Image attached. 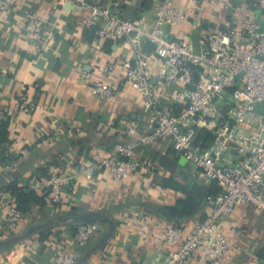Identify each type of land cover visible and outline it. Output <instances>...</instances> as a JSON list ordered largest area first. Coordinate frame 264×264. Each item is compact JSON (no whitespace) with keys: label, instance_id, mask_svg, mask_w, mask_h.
<instances>
[{"label":"crops","instance_id":"crops-1","mask_svg":"<svg viewBox=\"0 0 264 264\" xmlns=\"http://www.w3.org/2000/svg\"><path fill=\"white\" fill-rule=\"evenodd\" d=\"M164 1L86 0L110 6L123 17L146 15L151 22ZM168 1L184 11L186 19L175 27L164 24L166 34L186 37L193 44L201 35L243 21H257L264 27L260 0ZM32 15L49 21L40 35L21 29L22 19ZM102 26L74 0L64 4L21 0L16 9H0V187L17 181L28 192L30 184L41 181L52 165L59 172L77 173L84 162L109 156L115 142H132L123 133L128 122H134L139 132L151 129L143 101L129 82H120L110 99L92 92L98 80H120L119 70L105 71L110 60L133 56L127 41L100 37ZM144 52L152 68L158 69L153 46L146 41ZM181 90L172 86L158 95L166 103L183 107L176 97ZM20 91L40 107L30 113L18 110L13 98ZM215 139V133L206 130L196 137L203 149ZM237 157L233 149L224 160ZM131 159L136 168L125 180H116L105 169L95 171L90 179L78 177L60 205L35 190L40 197L25 204L29 212L12 232L6 231L0 206V264H53L56 252L74 248L76 264H160L167 254L163 228L191 229L203 220L209 210L206 194L213 183L204 184L198 168L168 138L138 144ZM83 222H95L99 228L85 247L77 248L76 227ZM217 228L231 242L223 264H264V221L252 206H239ZM187 264L211 263L199 250Z\"/></svg>","mask_w":264,"mask_h":264},{"label":"built area","instance_id":"built-area-1","mask_svg":"<svg viewBox=\"0 0 264 264\" xmlns=\"http://www.w3.org/2000/svg\"><path fill=\"white\" fill-rule=\"evenodd\" d=\"M59 1L64 4L65 0ZM74 1L87 7L94 18L104 23L98 31L100 37L127 41L133 53L129 59L110 60L105 71L119 70L120 80L109 83L98 80L92 92L110 99L117 93L120 82H129L143 101L151 129L139 132L134 122H128L123 133L131 136L132 142H115L109 156L84 162L75 174L59 172L52 165L41 181L30 184V189L42 191L49 202L60 205L78 177L90 179L95 171L105 169L116 180L123 181L136 168L131 154L138 144L168 138L175 150L198 168L202 182L207 185L216 181L221 191L207 192L209 210L191 229L177 225L163 228L167 254L160 264H187L199 250L211 264H223L231 242L217 228L220 220L247 204L264 221V27L257 21H243L238 26L201 35L193 44L186 37L166 34L164 24L175 27L186 19V13L168 0L157 6L152 22L146 15L123 17L110 6ZM20 2L0 0V9H16ZM259 5L264 9V0ZM48 25L47 18L32 15L22 19L21 29L29 35H40ZM144 41L153 46L158 69L152 68L144 52ZM172 86L182 87L176 92L177 100L185 106L181 112L159 98V93H165ZM2 97L0 91V102ZM13 103L25 113L40 107L25 91L18 92ZM6 109L10 111L11 107ZM200 130L215 133L214 144L208 149L197 144ZM233 149L238 157L225 161L224 156L228 158ZM0 206L5 211L6 231L12 232L26 213L18 207L15 195L4 187H0ZM98 228L95 222L78 224L77 248L85 247ZM77 261L75 248L56 252L53 257V264H76Z\"/></svg>","mask_w":264,"mask_h":264},{"label":"trees","instance_id":"trees-1","mask_svg":"<svg viewBox=\"0 0 264 264\" xmlns=\"http://www.w3.org/2000/svg\"><path fill=\"white\" fill-rule=\"evenodd\" d=\"M230 90L232 91V89H230ZM184 107L185 106L183 105V107H178V108L176 107V109H177L178 112H181ZM4 134H5V132H4ZM2 136H4V135H2ZM169 182H168V184H169ZM212 183H211L212 184L211 189H210V191L208 190V193H211V194H217V193H219L221 191V187L218 185V183L216 181H214ZM171 185H172V183H171ZM4 188L10 190L16 196L15 201H16L18 207L22 211H24L25 213L29 212V209L27 208V206L25 204L29 200H33L36 197H38V198L40 197V194H38L33 189H27L28 192H26V190H24V186L18 185L17 181L10 182Z\"/></svg>","mask_w":264,"mask_h":264}]
</instances>
